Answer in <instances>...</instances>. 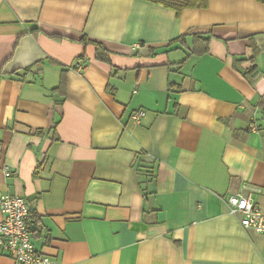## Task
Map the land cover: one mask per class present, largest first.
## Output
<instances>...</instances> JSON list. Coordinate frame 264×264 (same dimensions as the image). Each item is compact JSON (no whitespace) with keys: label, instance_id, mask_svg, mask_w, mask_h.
I'll return each instance as SVG.
<instances>
[{"label":"crops","instance_id":"crops-1","mask_svg":"<svg viewBox=\"0 0 264 264\" xmlns=\"http://www.w3.org/2000/svg\"><path fill=\"white\" fill-rule=\"evenodd\" d=\"M243 185L264 210V3L0 0V196L32 206L38 249L62 264H264V234L227 203Z\"/></svg>","mask_w":264,"mask_h":264},{"label":"built area","instance_id":"built-area-1","mask_svg":"<svg viewBox=\"0 0 264 264\" xmlns=\"http://www.w3.org/2000/svg\"><path fill=\"white\" fill-rule=\"evenodd\" d=\"M145 115L144 110H139L133 113L132 119L139 122ZM252 127L256 129L255 124ZM4 172L7 177L11 175L8 167ZM255 191L257 189L243 185L237 193L228 196L227 203L231 214L241 215L244 228H253L264 234V210L254 203ZM0 212V253L11 257L16 264H62L36 247L32 238V206L22 196L1 195Z\"/></svg>","mask_w":264,"mask_h":264},{"label":"trees","instance_id":"trees-1","mask_svg":"<svg viewBox=\"0 0 264 264\" xmlns=\"http://www.w3.org/2000/svg\"><path fill=\"white\" fill-rule=\"evenodd\" d=\"M149 2H153V3H158L161 5H164L165 7L171 8L173 10L176 11L177 15H180L184 10L186 9H205L209 6V2L210 0H146ZM259 2L264 3V0H257ZM31 33H37L40 32V28L38 26H34L31 31ZM57 37H61V36H53V38H57ZM185 39V35L180 36L177 40H184ZM202 41L207 43L209 40V37L207 38H202V36L195 34L194 35V42L197 46L198 42ZM80 41L84 44H92L95 46L96 49V58L100 61L106 62V63H110L111 62V52L110 50H108L107 47L104 46V44L98 40H93L90 37H88L87 35H83L82 38L80 39ZM207 47V46H205ZM86 59H88V57H86L84 54H82L79 58H78V63L84 62L86 61ZM29 68H26L25 71H28ZM15 75H18V73L16 72ZM257 75V67L255 65L251 66L250 68H248L247 70L244 71V76L249 79L251 82L253 80L254 77H256ZM254 83V81H253ZM33 216V211L31 213V217ZM35 233V230L32 232Z\"/></svg>","mask_w":264,"mask_h":264}]
</instances>
